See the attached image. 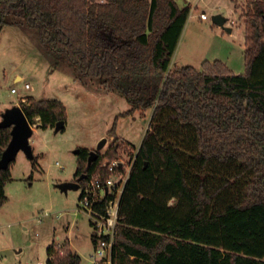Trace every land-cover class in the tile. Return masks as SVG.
Masks as SVG:
<instances>
[{"label":"trees","instance_id":"trees-1","mask_svg":"<svg viewBox=\"0 0 264 264\" xmlns=\"http://www.w3.org/2000/svg\"><path fill=\"white\" fill-rule=\"evenodd\" d=\"M190 9L175 0H0V29L35 31L50 72L68 66L76 81L124 97L129 109L118 116L150 111L110 264H264V0L243 1L240 74L220 61L171 65ZM21 109L42 129L67 118L54 99L28 97ZM9 140L10 128H0V156ZM77 155L74 176L85 182L93 172L106 177L98 163L118 152L111 147L91 164L88 149ZM10 165L0 171V206ZM47 253L46 264L80 263L68 247Z\"/></svg>","mask_w":264,"mask_h":264},{"label":"rangeland","instance_id":"rangeland-1","mask_svg":"<svg viewBox=\"0 0 264 264\" xmlns=\"http://www.w3.org/2000/svg\"><path fill=\"white\" fill-rule=\"evenodd\" d=\"M175 1L191 9L171 65L200 70L204 61H220L233 73H243L245 31L240 13L244 0ZM215 15L226 19L223 27L213 23ZM51 70L35 31L15 26L0 29V116L7 108L22 107L28 97L59 100L67 115L58 132L54 127L40 128L39 119L34 118L29 143L35 162L19 151L10 165L11 180L4 187L7 201L0 206V264L46 263L47 249L55 250L60 244L65 251L67 242L80 256L79 264H94L90 219L80 209L84 181L79 189L66 193L57 184L74 180L75 151H95L103 138L99 157L116 147L118 157L130 165L148 129L150 111L118 116L129 109L124 97L93 81H76L68 66ZM25 83L30 86L27 90ZM12 88L16 93H11Z\"/></svg>","mask_w":264,"mask_h":264},{"label":"built area","instance_id":"built-area-1","mask_svg":"<svg viewBox=\"0 0 264 264\" xmlns=\"http://www.w3.org/2000/svg\"><path fill=\"white\" fill-rule=\"evenodd\" d=\"M23 88L27 90L30 86L25 83ZM11 93H16V90L12 88ZM98 164L106 170L107 175L104 177L101 173L93 172L86 179L80 196V209L90 219L92 234L98 238L97 242L93 243L94 264H110L119 201L132 163L127 165L126 161L117 157L113 160H100ZM101 204H104V212L98 210ZM55 250L58 256L64 254L60 244L55 246ZM24 264L46 263L29 261Z\"/></svg>","mask_w":264,"mask_h":264},{"label":"water","instance_id":"water-1","mask_svg":"<svg viewBox=\"0 0 264 264\" xmlns=\"http://www.w3.org/2000/svg\"><path fill=\"white\" fill-rule=\"evenodd\" d=\"M189 1V0H187ZM214 24L223 27L226 19L221 15H215L212 18ZM227 32H231L230 28H225ZM0 128H10V140L2 151L0 156V171L5 170L9 165L15 160L19 151H22L26 157L33 161L35 155L33 154L32 147L29 143V139L33 134V129L26 116L24 115L21 107L14 106L11 108L5 109L1 113ZM64 128V122L59 121L55 124V132L61 131ZM106 139L103 138L100 140L97 150L89 151L88 155V164L96 161L99 157L98 150L103 147ZM78 150L75 151L77 153ZM83 178V175L79 177L77 181H65L57 184V188L62 192H67L68 190H77L80 187L79 180Z\"/></svg>","mask_w":264,"mask_h":264},{"label":"crops","instance_id":"crops-1","mask_svg":"<svg viewBox=\"0 0 264 264\" xmlns=\"http://www.w3.org/2000/svg\"><path fill=\"white\" fill-rule=\"evenodd\" d=\"M232 31V30H231ZM232 72V71H231ZM235 74H238V73H235ZM21 78H17V80H20ZM38 119V118H37ZM38 125H40V123L38 124ZM91 242H92V239H91ZM67 244H68V249H70L69 248V243L67 242ZM92 245H93V242H92ZM70 251H72L71 249H70ZM73 252V251H72ZM75 253V252H74Z\"/></svg>","mask_w":264,"mask_h":264},{"label":"flooded vegetation","instance_id":"flooded-vegetation-1","mask_svg":"<svg viewBox=\"0 0 264 264\" xmlns=\"http://www.w3.org/2000/svg\"><path fill=\"white\" fill-rule=\"evenodd\" d=\"M85 178V175L83 174V178L81 180H79V183ZM79 179V177H75L73 181H77Z\"/></svg>","mask_w":264,"mask_h":264}]
</instances>
